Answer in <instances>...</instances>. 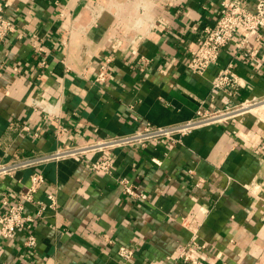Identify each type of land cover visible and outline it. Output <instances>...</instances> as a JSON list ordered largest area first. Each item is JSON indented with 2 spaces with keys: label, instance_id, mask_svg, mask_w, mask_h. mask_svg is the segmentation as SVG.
<instances>
[{
  "label": "crops",
  "instance_id": "crops-1",
  "mask_svg": "<svg viewBox=\"0 0 264 264\" xmlns=\"http://www.w3.org/2000/svg\"><path fill=\"white\" fill-rule=\"evenodd\" d=\"M223 0H0L15 31L0 40V161L170 126L199 108L253 102L248 111L194 128L182 138L51 160L0 176V211L17 202L32 171L50 204L35 223L0 237V264H188L187 217L208 209L191 251L198 264H264V29L223 48L204 74L187 67L188 49L213 26ZM250 9L257 0H245ZM146 5L144 13L141 6ZM110 75L99 81L102 64ZM232 65L244 87L212 92ZM229 97V98H228ZM109 157L111 172L93 163ZM128 178L145 198L123 191ZM37 206L28 203V211ZM134 250L127 259L119 248Z\"/></svg>",
  "mask_w": 264,
  "mask_h": 264
},
{
  "label": "built area",
  "instance_id": "built-area-1",
  "mask_svg": "<svg viewBox=\"0 0 264 264\" xmlns=\"http://www.w3.org/2000/svg\"><path fill=\"white\" fill-rule=\"evenodd\" d=\"M141 6V12L146 9ZM264 29V0H257L255 8L250 9L245 0H223L218 13V19L213 26H206L198 37L195 45L189 47V59L187 67L194 74H204L209 67L214 65L223 50L234 39L236 34L241 35L239 46L247 45L251 38H260ZM15 31L13 22L7 18L0 8V40L5 39ZM109 63L102 64L98 74L99 81H105L109 75ZM244 87L237 75L233 72L232 65L221 69L213 78L212 92L224 91L228 96H235L239 88ZM229 98V97H228ZM253 102H242L232 105L225 103L223 108L212 106V108H199L194 118L186 122L170 126L153 125L147 123L145 127L130 134L115 135L104 139H95L87 143L62 147L50 153L32 154L24 157L0 161V176L14 175L26 168H33L51 160H59L65 157H74L91 152H102L106 149L122 145L142 144L156 141L164 137L173 139L182 138L194 128L212 122H223L234 118L251 109ZM264 149V144L263 147ZM95 171L111 172L114 165L109 157L101 158L93 163ZM123 191L129 195L145 198L146 194L138 191L128 178L120 180ZM45 184L43 171H32L30 185L22 192L17 202L9 205L8 209L0 211V237L4 239L13 238L18 230H24L26 238L24 244L29 248L37 245L35 223L43 216L48 206L56 204V196L53 192H47L50 204L45 203L36 194ZM2 204L8 205L6 196L0 199ZM28 203L37 206L35 212L28 211ZM208 209L203 206L195 207L188 215V226L192 231V242L181 250L180 260L188 264H198L195 255L191 251L197 247L198 230L206 217ZM121 256L130 259L134 250L128 246L119 248Z\"/></svg>",
  "mask_w": 264,
  "mask_h": 264
},
{
  "label": "bare ground",
  "instance_id": "bare-ground-1",
  "mask_svg": "<svg viewBox=\"0 0 264 264\" xmlns=\"http://www.w3.org/2000/svg\"><path fill=\"white\" fill-rule=\"evenodd\" d=\"M252 110V109H251Z\"/></svg>",
  "mask_w": 264,
  "mask_h": 264
}]
</instances>
